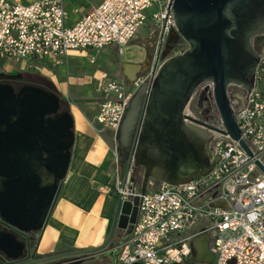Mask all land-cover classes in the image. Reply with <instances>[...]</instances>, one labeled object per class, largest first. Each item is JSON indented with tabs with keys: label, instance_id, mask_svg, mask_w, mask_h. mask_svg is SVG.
<instances>
[{
	"label": "built area",
	"instance_id": "obj_1",
	"mask_svg": "<svg viewBox=\"0 0 264 264\" xmlns=\"http://www.w3.org/2000/svg\"><path fill=\"white\" fill-rule=\"evenodd\" d=\"M168 2L102 0L73 26H67L65 0H0V54L39 72L41 63L60 64L72 50L99 51L111 44L122 49L146 25L153 8L150 37L158 48L175 32ZM185 50L170 55L163 52L159 64ZM258 52L252 89L236 114L241 138L252 155L223 132L226 129L214 99L213 83L203 82L185 114L215 127L209 130L208 140L214 161L211 172L179 185L151 179L145 194L131 176L125 186L119 182L99 186L101 192L117 198L142 199L136 223L118 245L119 264H193L192 242L203 232L210 235L214 261L200 264H264V169L257 164L259 161L264 167V44ZM152 67L131 84L107 72L96 79L102 98L91 122L98 132L116 135L133 93L150 81ZM200 102L207 103L210 119L196 114ZM114 159L120 166L117 150Z\"/></svg>",
	"mask_w": 264,
	"mask_h": 264
},
{
	"label": "water",
	"instance_id": "obj_2",
	"mask_svg": "<svg viewBox=\"0 0 264 264\" xmlns=\"http://www.w3.org/2000/svg\"><path fill=\"white\" fill-rule=\"evenodd\" d=\"M170 13L175 30L189 47L159 64L160 44L152 65V77L133 93L115 135L119 159L127 164L123 186L130 176L134 182H137L138 176L142 194L146 193L151 179L179 185L200 180L211 172L214 161L208 140L209 130L215 127L185 114L196 88L203 82L213 83L214 99L226 129L223 132L238 140L252 155L241 138L236 121L237 110L232 106L229 87L239 84L248 92L252 89L259 60L254 40L264 34V0H169L168 15ZM143 64H139V70H142ZM71 127L72 121L69 126L65 121L59 124L58 151L55 158L46 155L44 160L46 164L54 160L55 165H61L63 179L74 140ZM135 130L137 139L134 143L132 134ZM257 164L264 169L259 161ZM59 192L52 204H47L49 206H46L41 223L35 230L44 228ZM141 200L140 196L132 199L118 197L110 234L100 247L36 257L29 238L21 245L17 243L22 253L21 261L13 258L8 264H40L68 256L80 258L101 252L119 258L118 245L127 237L116 242L115 232L126 231L136 223ZM6 223L17 233L21 231L17 221ZM13 238L9 240L10 243ZM210 241V235L206 232L194 238L193 264L214 261Z\"/></svg>",
	"mask_w": 264,
	"mask_h": 264
},
{
	"label": "crops",
	"instance_id": "obj_3",
	"mask_svg": "<svg viewBox=\"0 0 264 264\" xmlns=\"http://www.w3.org/2000/svg\"><path fill=\"white\" fill-rule=\"evenodd\" d=\"M13 1L27 3L36 0ZM101 2L102 0H65L68 11L66 25L73 26ZM155 9L149 12L146 25L122 49L111 44L99 51L72 50L62 63H41L39 72H36L50 80L57 95L67 104L66 108L73 119L71 130L74 134L69 164L59 196L44 228L33 230L30 241L36 257L97 248L103 245L110 234L118 198L101 192L99 186L123 183L127 164L120 162V166H116V143L113 142L115 135L98 132L91 122L102 98L96 90V79L102 72H107L109 76L131 84L136 76L151 68L156 53L153 60L149 61L152 50L155 49L150 37L153 26L150 14ZM113 51H119L120 58H116ZM155 51L157 52V48ZM1 57L2 55L0 59ZM92 57H95L94 62L91 61ZM89 58L92 64H97L94 71L85 67ZM0 63L3 69L0 71H29L4 56ZM142 63V70H139V64ZM64 68L67 70L66 75ZM136 177V184L140 187V178ZM130 229L131 227L129 232ZM116 232L120 234L118 230ZM123 238L125 236L121 240ZM12 242L11 245L17 248L14 239ZM40 264H119V258L108 252H101L80 258L68 256Z\"/></svg>",
	"mask_w": 264,
	"mask_h": 264
},
{
	"label": "flooded vegetation",
	"instance_id": "obj_4",
	"mask_svg": "<svg viewBox=\"0 0 264 264\" xmlns=\"http://www.w3.org/2000/svg\"><path fill=\"white\" fill-rule=\"evenodd\" d=\"M175 40L167 46L162 42L158 61ZM263 44L264 34L254 40L258 51ZM38 78L35 71H0V264L13 258L21 261L22 253L9 240L14 236L16 246L31 240L63 181L61 165L44 160L46 155L55 158L59 124L65 121L69 126L71 118L67 104L52 85ZM229 93L235 110L247 102L248 91L243 86L232 84ZM132 136L135 143L136 130ZM11 220L19 224V234L7 227Z\"/></svg>",
	"mask_w": 264,
	"mask_h": 264
},
{
	"label": "rangeland",
	"instance_id": "obj_5",
	"mask_svg": "<svg viewBox=\"0 0 264 264\" xmlns=\"http://www.w3.org/2000/svg\"><path fill=\"white\" fill-rule=\"evenodd\" d=\"M172 39H176V44L173 46V47H170V50L167 51L166 55H170V54H174V52L176 51H180V50H184V49H187L189 47L188 43L180 36V34L175 30V32H173L172 34H170L169 36H166L165 38V44L167 46V43L171 42ZM166 48V47H165ZM155 49H156V46H155ZM152 50V55H150L149 57V61H152L153 58H154V55L156 53V51ZM93 52V51H92ZM116 55V58H120V54H119V51H113ZM93 55V53H91ZM1 56V55H0ZM91 58H89V61L87 60V64L85 65L86 69L87 70H92L94 71L95 70V67L97 66V64H92L91 61H90ZM3 60V56L1 57L0 61ZM91 64H90V63ZM147 63V62H146ZM2 68V63H0V70H3L1 69ZM63 72L64 74L66 75L67 74V70L64 68L63 69ZM200 105L198 108L195 109V112L197 115L203 117V118H208L210 119L209 117V114H206V106H207V103L205 102H200ZM201 110L203 111V113L201 114ZM113 142L115 143V140L113 139ZM140 182H141V179H140ZM118 232L120 233L119 235L117 234L116 232V236L114 237L116 240H121L122 237H127V235L129 234V229L126 230V231H122V230H118Z\"/></svg>",
	"mask_w": 264,
	"mask_h": 264
},
{
	"label": "trees",
	"instance_id": "obj_6",
	"mask_svg": "<svg viewBox=\"0 0 264 264\" xmlns=\"http://www.w3.org/2000/svg\"><path fill=\"white\" fill-rule=\"evenodd\" d=\"M36 76H37V78L39 77V78H41L42 80H44V81H46L48 84H50L51 85V83H50V80L48 79V78H46V77H44L43 75H41V74H38V73H36ZM38 78V79H39ZM70 115V114H69ZM70 118H71V121L73 120L72 119V116L70 115ZM73 122V121H72ZM72 127H73V124H72ZM71 127V128H72ZM72 133H73V131H72Z\"/></svg>",
	"mask_w": 264,
	"mask_h": 264
},
{
	"label": "bare ground",
	"instance_id": "obj_7",
	"mask_svg": "<svg viewBox=\"0 0 264 264\" xmlns=\"http://www.w3.org/2000/svg\"><path fill=\"white\" fill-rule=\"evenodd\" d=\"M129 66V65H128ZM132 74H133V70H132ZM131 75V74H130Z\"/></svg>",
	"mask_w": 264,
	"mask_h": 264
}]
</instances>
